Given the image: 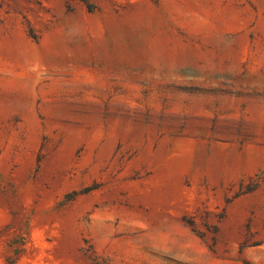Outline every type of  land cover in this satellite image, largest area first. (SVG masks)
I'll list each match as a JSON object with an SVG mask.
<instances>
[{
	"label": "rangeland",
	"instance_id": "1",
	"mask_svg": "<svg viewBox=\"0 0 264 264\" xmlns=\"http://www.w3.org/2000/svg\"><path fill=\"white\" fill-rule=\"evenodd\" d=\"M0 264H264V0H0Z\"/></svg>",
	"mask_w": 264,
	"mask_h": 264
}]
</instances>
